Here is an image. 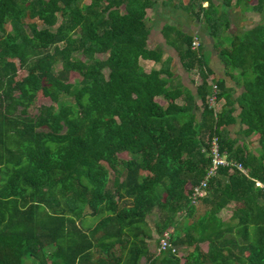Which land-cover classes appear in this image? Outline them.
<instances>
[{
  "label": "trees",
  "instance_id": "trees-1",
  "mask_svg": "<svg viewBox=\"0 0 264 264\" xmlns=\"http://www.w3.org/2000/svg\"><path fill=\"white\" fill-rule=\"evenodd\" d=\"M200 2L211 33L229 10L261 14L217 49L240 89L214 79L215 112L199 42L179 41L198 73L183 96L169 57L146 47L150 0H0V264H264V0ZM211 136L243 170L218 166L192 197Z\"/></svg>",
  "mask_w": 264,
  "mask_h": 264
},
{
  "label": "crops",
  "instance_id": "crops-1",
  "mask_svg": "<svg viewBox=\"0 0 264 264\" xmlns=\"http://www.w3.org/2000/svg\"><path fill=\"white\" fill-rule=\"evenodd\" d=\"M151 4L145 8V24L148 28L145 43L147 48H158L160 51L161 61L169 57L168 70L172 71V75L168 78L169 83L179 85L182 87V96L186 95V90L194 93L197 84L198 73L192 71H185L179 63V51L184 44L179 42L183 36L197 37L199 42L198 50L200 51L203 59L205 52L207 61L204 59L206 66L209 68L207 78L214 81V79H223L225 85L234 87L236 92L240 86L234 83L235 70L224 67L217 53V49L225 44V40L230 32V26H233V31L246 28L257 19H252L256 12L232 9L228 11L226 31L220 26L221 33L217 39L216 32H209L207 28L202 25V22L195 17L193 11L196 9L197 0H150ZM209 1L217 7L220 11V0H201V6H205ZM220 14V13H219ZM221 24V23H220ZM222 25V24H221ZM139 63L145 67H158V62H152L149 59H139ZM194 70V68H192ZM235 94V93H234ZM198 99H196L197 101ZM182 97L177 98L176 102L181 103ZM223 98L216 99V106L220 108ZM198 103V102H197ZM217 108V110H218ZM243 126V125H241ZM227 129L231 137L240 138L238 133L239 124L237 122L228 124Z\"/></svg>",
  "mask_w": 264,
  "mask_h": 264
},
{
  "label": "built area",
  "instance_id": "built-area-1",
  "mask_svg": "<svg viewBox=\"0 0 264 264\" xmlns=\"http://www.w3.org/2000/svg\"><path fill=\"white\" fill-rule=\"evenodd\" d=\"M198 41H197V37L195 35L192 36V39L190 41V48H195L197 45ZM207 82L210 84L211 87V91L209 93V95L207 96V104L208 106L213 108V111L215 112V104H216V99H215V84L214 82H212V80H210L209 78H207ZM208 155L210 157L209 159V166L206 169V172L203 176V178L201 179V181L199 182L198 185L193 187L192 190V197L195 196H199L203 193L201 186L205 185V180L208 176L214 174L215 169L220 166V165H228L229 167L235 166L236 168H239L241 170L242 167L240 165V163L236 160H232L229 158L225 157V154L222 150L219 149V145L217 143L216 140V136H211L210 140H209V145H208ZM257 184H260L259 182H256ZM166 232H162L161 237L159 238V245L160 247H163L165 244H167L166 241Z\"/></svg>",
  "mask_w": 264,
  "mask_h": 264
},
{
  "label": "rangeland",
  "instance_id": "rangeland-1",
  "mask_svg": "<svg viewBox=\"0 0 264 264\" xmlns=\"http://www.w3.org/2000/svg\"><path fill=\"white\" fill-rule=\"evenodd\" d=\"M81 2H88V0H81ZM244 10L246 12L253 11L252 8L250 7V5H247V4H246L245 7H243L242 11H244ZM253 12H255V11H253ZM258 18H261V14L256 13V15L252 17V19H258ZM218 26H220L221 28H223V25H221V24H219ZM245 26H248V25L246 24ZM5 27L7 28L8 25H5ZM221 28H219L217 30L216 37H214V40L217 39L218 35L221 33V30H223ZM230 28L231 29H229V30H232L233 31L234 28H233L232 25L230 26ZM224 32H225V30H224ZM204 52H205L204 59L207 61L206 56H208V52L206 50L203 51V53ZM76 55L79 57V54H76ZM103 55H104V53H96L95 54V57H98L99 58V57H102ZM56 65L58 66V63ZM191 71L194 73V70L193 69H191ZM21 73H24V71L23 70L18 71L17 76H19ZM68 78H69V80H75L77 78V76H76L75 72H70L69 75H68ZM45 99H46V97L42 96L41 93L37 92L35 94V96L33 97L32 101L30 102V104L28 105V107L26 108V113L31 114V113L35 112L36 106L41 101H43ZM217 108H218V106H216V104H215V111L217 110ZM121 156L126 157L127 154L126 153H121ZM229 213H230V204L227 205L226 207L220 209V211L217 214L225 222L228 219ZM155 215H156V213L154 211H152L151 214H149L146 217V220H147L148 225H150V226L152 225V221L155 218ZM87 219L89 220V217ZM152 234H153V237L148 241V246L150 248V251L155 250V248H156L155 247L156 246V242L158 241L157 235L154 232ZM44 249L46 250V248H44ZM181 252H182L181 250H177L175 253H176V255H181Z\"/></svg>",
  "mask_w": 264,
  "mask_h": 264
}]
</instances>
